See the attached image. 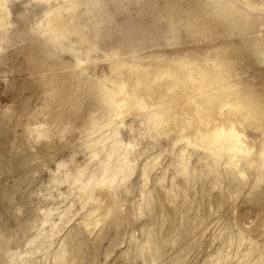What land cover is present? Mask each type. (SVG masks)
Segmentation results:
<instances>
[{"label":"rangeland","instance_id":"obj_1","mask_svg":"<svg viewBox=\"0 0 264 264\" xmlns=\"http://www.w3.org/2000/svg\"><path fill=\"white\" fill-rule=\"evenodd\" d=\"M0 2V264H264L263 121L238 171L179 137L190 115L150 106L140 81L125 116L112 103L157 64L195 83L197 111L247 96L264 112V0H80L58 43L49 1ZM106 175L123 207L89 231L78 191Z\"/></svg>","mask_w":264,"mask_h":264},{"label":"bare ground","instance_id":"obj_2","mask_svg":"<svg viewBox=\"0 0 264 264\" xmlns=\"http://www.w3.org/2000/svg\"><path fill=\"white\" fill-rule=\"evenodd\" d=\"M42 1H49V13L47 16L51 26L48 28L50 33L47 34L46 38L51 42L58 43L63 37V34L56 30L60 27L59 21L63 19L67 23L72 20L73 16L78 15V9L81 7L80 0ZM4 9L0 7V17H4L2 11ZM254 17L259 23L254 24V26L262 28L264 25L263 18L259 14H255ZM256 48L262 49L261 61L264 65V39L261 40V43ZM157 67L158 65L154 64L152 69L148 70V67L145 66H135L132 69L135 77L130 85L128 86L126 83L120 89L118 86L114 87L112 103L119 109L121 116L126 115V110L129 107L124 102L123 91H132L136 81H140V96L150 106L155 105L157 102L165 101L171 105H177L178 109L182 108L190 115L192 118L190 122L183 118H177L176 124L173 126L179 137L184 134L185 140L190 147L203 154L209 153L213 157H219L226 153L229 162L238 171L241 164L248 163L251 164V170L254 171V164L248 159L250 153L241 141V137L244 136L246 128L255 126L257 130H260V126L256 124L259 119L264 123L263 107L260 105L259 100L241 96L238 101H233L231 105L223 107L215 105V107L208 108L207 113L201 107L197 111L195 104L200 101L196 100L194 101L195 104H193L189 100V97L197 98V93L190 90L195 83L180 71L174 69L164 70ZM143 82L145 85H142ZM262 91L264 92V87ZM176 114L177 112H174L171 115V119L175 120ZM206 115H210V121L203 122L202 118ZM123 149L120 148L121 151ZM240 175L243 176L241 172ZM109 176H103L90 187L82 186L78 191V198L85 202L86 207H89L88 219L83 223L86 230L90 231V229H94L101 223L105 224L114 214L121 212L120 209L123 206L118 205L112 198L114 180L112 179L113 177ZM106 198L109 199V202L104 204Z\"/></svg>","mask_w":264,"mask_h":264}]
</instances>
